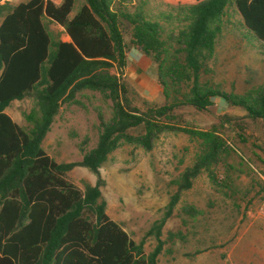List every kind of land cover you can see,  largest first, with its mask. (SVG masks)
Listing matches in <instances>:
<instances>
[{
	"label": "trees",
	"instance_id": "1",
	"mask_svg": "<svg viewBox=\"0 0 264 264\" xmlns=\"http://www.w3.org/2000/svg\"><path fill=\"white\" fill-rule=\"evenodd\" d=\"M160 1L165 9L158 12L147 11L144 1L130 12L114 0H82L76 10V0L14 6L0 0V264H158L160 229L180 194L203 172L222 186L215 171L230 150L228 137L216 127L177 126L174 112H206L217 99L264 128V85L234 94L204 80L230 8L241 18L243 37L264 44V0ZM46 22L70 40L52 39ZM127 44L152 60L162 104L131 106L122 77ZM83 90L105 94L112 115L106 121L98 116L97 143L80 162L57 163L42 142L61 105L78 104L75 95ZM25 98L33 106L22 126L6 108ZM164 132L196 139L198 152L176 179L164 218L150 230L156 247L147 254L143 242L136 243L99 202V168L122 143L150 151ZM75 165L95 174L93 186L82 190L67 178Z\"/></svg>",
	"mask_w": 264,
	"mask_h": 264
},
{
	"label": "rangeland",
	"instance_id": "2",
	"mask_svg": "<svg viewBox=\"0 0 264 264\" xmlns=\"http://www.w3.org/2000/svg\"><path fill=\"white\" fill-rule=\"evenodd\" d=\"M5 1L14 6L26 0L1 3ZM114 1V6L122 5L130 12L143 1L147 11L165 9L160 0ZM80 3L82 0H76L75 10ZM240 20L230 8L217 37L215 58L204 76V80L234 94L264 85V44L244 38ZM46 26L52 39L65 38L62 28L49 22ZM126 28L123 32L127 37ZM131 50L136 49L127 44L126 58ZM122 77L129 86L131 106L145 109L163 103L151 59L142 56L135 71L129 74L124 69ZM75 100L78 104L61 105L42 142L57 163L80 162L97 143L98 116L106 121L112 115V103L105 94L83 90ZM32 106L27 98L12 101L6 113L26 126L23 115ZM174 114L180 127H216L228 137L230 150L215 171L222 186L214 185L203 172L180 194L160 229L163 247L158 264H264V215L259 213L264 204V128L250 122L242 109L217 99L206 112L182 107ZM197 152L196 139L182 132H164L150 151L122 143L99 168L103 181L99 202L136 243L143 242L145 253L156 247L149 232L164 218L177 190L175 181L193 164ZM67 178L82 190L96 182L95 174L80 165L71 168ZM185 208L195 214L186 213Z\"/></svg>",
	"mask_w": 264,
	"mask_h": 264
},
{
	"label": "crops",
	"instance_id": "3",
	"mask_svg": "<svg viewBox=\"0 0 264 264\" xmlns=\"http://www.w3.org/2000/svg\"><path fill=\"white\" fill-rule=\"evenodd\" d=\"M54 1L55 3H59L61 0H52ZM69 37L65 35V38L62 39V41H69ZM141 54L139 51L137 50H131L130 53H129V57L126 58L127 59V66H126V70H127V73H132L135 71V68H136V64L139 63V61L141 60ZM129 71V72H128ZM16 122V121H15Z\"/></svg>",
	"mask_w": 264,
	"mask_h": 264
},
{
	"label": "built area",
	"instance_id": "4",
	"mask_svg": "<svg viewBox=\"0 0 264 264\" xmlns=\"http://www.w3.org/2000/svg\"><path fill=\"white\" fill-rule=\"evenodd\" d=\"M259 213H260L261 215H264V204H262V205L260 206Z\"/></svg>",
	"mask_w": 264,
	"mask_h": 264
}]
</instances>
